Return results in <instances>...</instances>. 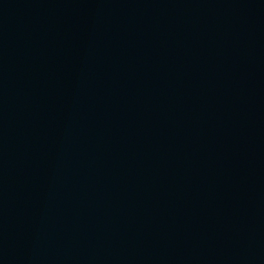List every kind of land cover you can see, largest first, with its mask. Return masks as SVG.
I'll return each instance as SVG.
<instances>
[{
  "label": "water",
  "instance_id": "95a60500",
  "mask_svg": "<svg viewBox=\"0 0 264 264\" xmlns=\"http://www.w3.org/2000/svg\"><path fill=\"white\" fill-rule=\"evenodd\" d=\"M0 264H264V0H0Z\"/></svg>",
  "mask_w": 264,
  "mask_h": 264
}]
</instances>
